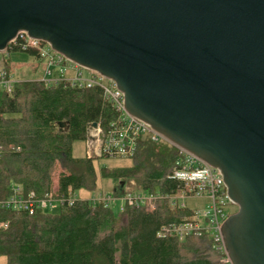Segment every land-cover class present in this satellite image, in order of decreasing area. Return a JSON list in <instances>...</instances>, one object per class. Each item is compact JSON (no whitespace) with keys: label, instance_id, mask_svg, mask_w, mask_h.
<instances>
[{"label":"water","instance_id":"95a60500","mask_svg":"<svg viewBox=\"0 0 264 264\" xmlns=\"http://www.w3.org/2000/svg\"><path fill=\"white\" fill-rule=\"evenodd\" d=\"M20 31L217 168L237 206L221 225L230 261L264 264V0H0V51Z\"/></svg>","mask_w":264,"mask_h":264},{"label":"trees","instance_id":"16d2710c","mask_svg":"<svg viewBox=\"0 0 264 264\" xmlns=\"http://www.w3.org/2000/svg\"><path fill=\"white\" fill-rule=\"evenodd\" d=\"M6 50L41 58L35 49L8 45ZM3 69L9 72L7 60ZM117 115L99 86L30 79L15 81L11 93L0 88V197L10 182L38 196L68 197L93 187V157L73 156V143L86 140L90 123L105 131ZM177 155V147L166 140L142 136L130 165L102 167L100 174L133 180L143 192L168 194L181 186L169 177ZM57 164L63 171L53 191ZM190 214V208L171 207L167 199H158L151 211L125 206L114 212L79 198L55 213L0 209V220L8 221L0 229V256L5 258L0 264H225L207 234L179 238L161 233L162 226Z\"/></svg>","mask_w":264,"mask_h":264},{"label":"built area","instance_id":"2783aa9c","mask_svg":"<svg viewBox=\"0 0 264 264\" xmlns=\"http://www.w3.org/2000/svg\"><path fill=\"white\" fill-rule=\"evenodd\" d=\"M8 45L17 46L24 50L35 49L39 51L41 57L47 55V52L43 51V47L48 44L30 37L24 31L18 32ZM51 50L52 54L48 55L47 65L40 78L44 83L54 84L60 81H67L70 85H78L80 87L99 86L103 91L104 97L113 103L118 113L105 131L101 129L99 124L95 128L89 125L87 126L86 141L88 157L104 155L111 158H130L134 155L138 140L142 136H148L153 141L159 139L165 140L148 123L129 114L125 110L123 93L116 87L112 80L91 70H89L90 72L87 76H84L79 70L80 66L55 52L53 49ZM66 62L69 64H66ZM61 65L64 66L61 68ZM68 65L76 71L73 76H66L64 74ZM51 67H59L58 75H53ZM103 79H107L108 83H104ZM14 83L15 80L11 78L9 72L0 68V88L7 93H11ZM65 128L63 126L60 129L63 130ZM177 149V159L174 161L169 177L178 181L181 186L176 188L172 193L143 192L137 189L133 180H129L127 181L128 185L125 191L122 193H117L114 190L110 194L99 193L91 198L79 199L107 206L120 202V210H123L125 206H132L151 211L154 209L155 202L158 199H167L171 207L186 208L188 207L186 205L187 199L207 198L209 205L206 211L201 213L196 207H188L191 210L189 217L179 222L162 226L161 233L171 236L174 235L179 238L191 234H207L211 239L213 247L222 255V262L232 264L224 245L221 225L226 217L231 214L227 206L234 203L228 197L227 187L222 174L217 168L212 167L186 150L180 147H177ZM55 189L53 188V191ZM76 198L75 194L64 197L54 195L53 192L47 193L44 196H38L33 191H25L21 185L10 182L8 185V193L0 197V209L25 211L33 214L41 210L49 211L48 208L53 207L55 204L59 208L63 203H71ZM7 226L8 221L0 220V229H5Z\"/></svg>","mask_w":264,"mask_h":264},{"label":"rangeland","instance_id":"374dc122","mask_svg":"<svg viewBox=\"0 0 264 264\" xmlns=\"http://www.w3.org/2000/svg\"><path fill=\"white\" fill-rule=\"evenodd\" d=\"M43 51L47 52V55L41 58H36L33 55H30L24 51H11L7 50L0 51V68H3L5 65V60H7L8 71L12 79L17 80H30L36 79L42 74L43 69L47 65V60L49 59V54H52V50L48 45L43 47ZM66 64H69L66 62ZM65 64V66H66ZM64 66V65H63ZM61 65V68L63 67ZM52 70L59 68L51 67ZM79 70L82 72L84 76H87L90 72L88 69L83 67H79ZM76 73L75 70H72L69 65L66 67L64 74L66 76H73ZM104 83H108L107 79H103ZM72 154L76 157H84L88 155L87 151V141L80 140L75 141L72 147ZM131 160L127 157H93V165L95 169V183L94 186L83 187L74 191V194L77 198H91L99 193H113L115 190L117 193H122L125 191L126 186L128 185L127 180L122 181L113 177H102L100 174V170L102 167H119V166H128L130 165ZM63 171L59 164L56 165V169L52 176V187L56 188L57 179L59 172ZM129 181V180H128ZM119 204H111L109 205L114 212H118ZM186 205L188 207H196L199 209L201 213L208 209L209 201L207 198H190L186 200ZM227 208L230 209V213H233L237 210V206L235 204H229ZM48 210L52 213L58 211V205L55 204L53 207L48 208ZM5 258L0 256V263L4 262Z\"/></svg>","mask_w":264,"mask_h":264},{"label":"crops","instance_id":"0c3cea01","mask_svg":"<svg viewBox=\"0 0 264 264\" xmlns=\"http://www.w3.org/2000/svg\"><path fill=\"white\" fill-rule=\"evenodd\" d=\"M55 68H59V67H55ZM44 70H45V68L43 69V71H42V74L44 73ZM73 70V69H72ZM58 75V71H57V69H54L53 70V75ZM42 77V75L40 74V76L38 77V78H36V79H40Z\"/></svg>","mask_w":264,"mask_h":264}]
</instances>
